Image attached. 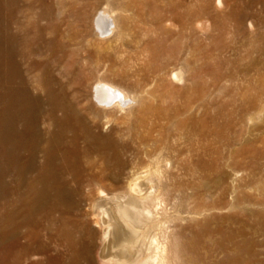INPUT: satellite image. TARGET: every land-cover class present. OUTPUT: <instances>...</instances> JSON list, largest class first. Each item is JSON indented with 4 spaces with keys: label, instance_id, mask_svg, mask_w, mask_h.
Segmentation results:
<instances>
[{
    "label": "bare ground",
    "instance_id": "6f19581e",
    "mask_svg": "<svg viewBox=\"0 0 264 264\" xmlns=\"http://www.w3.org/2000/svg\"><path fill=\"white\" fill-rule=\"evenodd\" d=\"M48 1L6 0L4 19L0 11V50L3 43L7 47L5 68L0 55V76L5 71L6 79L4 93L0 91V157L5 160L0 169L6 174V192L0 202V210L4 208L0 211V235L4 222L8 238H29L31 224L45 223L50 238L67 239L74 246L78 224L70 216L71 207L98 190L101 200L96 205L95 224L102 239L99 264H183L177 254L180 238H171L168 224L185 218L177 209L173 218L169 216L163 180L174 177L175 171L198 175V166L187 164L185 157L190 153L192 159L196 149L189 135L170 137L166 124L169 115L154 106L162 88L158 73L166 70L165 64L173 58L178 60V53L163 56L166 63L155 65L150 59L157 53L133 39H124V33L117 31L116 19L110 17L108 5L93 20V32L97 38H107L109 46L91 51L84 43L92 33L80 30L66 34L63 26L67 20L59 15L63 2ZM124 9L132 10L131 4ZM168 37L166 42L173 40V36ZM55 47L57 74L41 58L44 50L56 51ZM37 54L40 58L25 68L29 73L26 78L21 67ZM74 64L79 70L66 83L63 79L70 75L69 66ZM110 74L116 80L131 79L128 85L133 94L117 87L114 80L108 79ZM172 75L174 81L185 85L182 69L173 70ZM140 98L142 105L132 108ZM190 109L192 105L187 104L183 110L178 109V114ZM133 113L136 116L131 119ZM257 113L264 114L263 101ZM104 122L109 125L106 131ZM140 155L148 158L147 166L132 176L125 190L109 195L107 189H117L131 162L126 157ZM177 188L192 190L189 200L196 204L193 214L203 215V194L197 183H181ZM205 239L189 238L185 246L198 254ZM27 261L17 256L10 264Z\"/></svg>",
    "mask_w": 264,
    "mask_h": 264
},
{
    "label": "rangeland",
    "instance_id": "374dc122",
    "mask_svg": "<svg viewBox=\"0 0 264 264\" xmlns=\"http://www.w3.org/2000/svg\"><path fill=\"white\" fill-rule=\"evenodd\" d=\"M0 1L4 19L6 0ZM59 1L63 2L59 15L69 22L66 21L67 24L63 26L64 32L75 34L80 30L90 31L92 34L86 38L84 45L91 51H102L109 46L107 38H97L93 32V20L108 5L111 14L108 16L116 19L117 31L124 33V39H133L136 44L142 43L141 46L145 45L153 49L154 54L157 53L155 58L150 59L155 65H164V57L178 53V60L173 58L169 64H165L166 70L158 73L162 88H159L157 94L161 96L154 106L169 115L166 124L170 128V137L174 139L179 134L189 135L188 139L196 149L192 159L190 153L185 157L188 158L187 164L198 166V175L194 177L175 171L174 177L163 180L162 193L170 203L169 216L173 218L177 209L182 210L185 218L184 221L170 220L168 224L171 238H180L177 251L180 261L183 264H264V114L257 113V107L264 102V0L48 2L55 4ZM128 4H131L132 10H122ZM168 35L173 36V40H168L169 44L166 42ZM54 50H44L46 53L41 58L51 64L53 73L57 74V47ZM0 55L4 64L2 68H5L7 47L4 43ZM39 58V54L33 55L28 64L22 65L26 78L29 73L25 68ZM73 66H69L71 73L68 78L63 79L66 83L79 70L78 65ZM177 69L183 70L185 85L173 80L172 71ZM2 76L0 91L4 93L6 79ZM108 79L114 80L117 87L126 89L130 95L133 94V88L128 85L131 79L116 80L111 74ZM142 103L140 98L132 108H138ZM187 104L192 105L191 111L178 114V109L183 110ZM117 115L121 116V113ZM135 116V113L131 114V119ZM104 127L106 131L109 125L106 123ZM126 158L131 162L122 174L117 189L113 192L107 189L109 195L125 190L132 176L141 172L149 162L144 155ZM4 161L3 156L0 157V166L4 165ZM174 165L177 166L178 162ZM0 176L1 202L6 192V174L1 169ZM192 182L197 183L199 192L203 194L201 208L204 216L193 214L196 204L189 200L192 190L179 191L177 188L181 183ZM167 186H170L169 190ZM84 199L80 200L79 205L71 207L70 211L72 220L75 219L78 224L74 229V246L67 239L57 241V238H50L45 223L31 224L29 238H8L5 222L2 223L0 264H10L17 256L28 260L24 264H99L102 239L100 228L95 224V213L101 196L98 190H94L89 198ZM39 231L43 232L39 234ZM189 238H207L202 241L198 254L186 248L185 241Z\"/></svg>",
    "mask_w": 264,
    "mask_h": 264
}]
</instances>
